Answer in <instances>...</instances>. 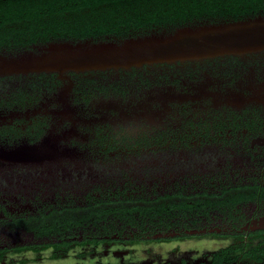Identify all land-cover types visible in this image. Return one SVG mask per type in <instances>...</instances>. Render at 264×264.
I'll return each mask as SVG.
<instances>
[{
	"label": "flooded vegetation",
	"instance_id": "af4514ba",
	"mask_svg": "<svg viewBox=\"0 0 264 264\" xmlns=\"http://www.w3.org/2000/svg\"><path fill=\"white\" fill-rule=\"evenodd\" d=\"M47 263L264 264V50L0 75V264Z\"/></svg>",
	"mask_w": 264,
	"mask_h": 264
},
{
	"label": "water",
	"instance_id": "95a60500",
	"mask_svg": "<svg viewBox=\"0 0 264 264\" xmlns=\"http://www.w3.org/2000/svg\"><path fill=\"white\" fill-rule=\"evenodd\" d=\"M264 50V16L196 21L126 37L52 40L0 54V75L130 67L226 53Z\"/></svg>",
	"mask_w": 264,
	"mask_h": 264
},
{
	"label": "trees",
	"instance_id": "16d2710c",
	"mask_svg": "<svg viewBox=\"0 0 264 264\" xmlns=\"http://www.w3.org/2000/svg\"><path fill=\"white\" fill-rule=\"evenodd\" d=\"M120 1L125 0H0V49L62 39L126 37L205 18L241 19L264 10V0H154L140 9L76 17Z\"/></svg>",
	"mask_w": 264,
	"mask_h": 264
},
{
	"label": "rangeland",
	"instance_id": "374dc122",
	"mask_svg": "<svg viewBox=\"0 0 264 264\" xmlns=\"http://www.w3.org/2000/svg\"><path fill=\"white\" fill-rule=\"evenodd\" d=\"M153 1L154 0H125V1H120L117 4L102 5L97 9V11H92V10L82 11L81 13H78L76 17L83 16V17L87 18L89 16H93L96 12L104 13L107 10H111V9L118 11V12H123L125 10L130 11L132 9L135 10L137 8L140 9V7H142L146 4H149ZM5 50H7V49H5ZM20 50H23V49H20V48L18 49V47H16V46H13V48L8 49V51H20ZM72 248H74V247H71L69 250H72ZM60 262H62V260H60ZM48 263H50V262H48Z\"/></svg>",
	"mask_w": 264,
	"mask_h": 264
}]
</instances>
